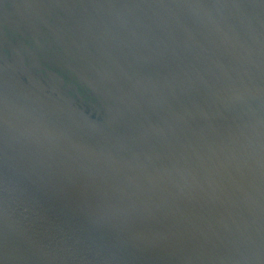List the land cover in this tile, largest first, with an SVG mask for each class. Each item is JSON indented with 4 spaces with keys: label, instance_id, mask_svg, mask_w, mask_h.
Returning a JSON list of instances; mask_svg holds the SVG:
<instances>
[{
    "label": "water",
    "instance_id": "water-1",
    "mask_svg": "<svg viewBox=\"0 0 264 264\" xmlns=\"http://www.w3.org/2000/svg\"><path fill=\"white\" fill-rule=\"evenodd\" d=\"M0 264H264V0H0Z\"/></svg>",
    "mask_w": 264,
    "mask_h": 264
}]
</instances>
